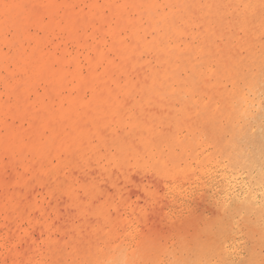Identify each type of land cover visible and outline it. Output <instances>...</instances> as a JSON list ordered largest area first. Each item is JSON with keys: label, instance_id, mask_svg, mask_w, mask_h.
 <instances>
[{"label": "bare ground", "instance_id": "obj_1", "mask_svg": "<svg viewBox=\"0 0 264 264\" xmlns=\"http://www.w3.org/2000/svg\"><path fill=\"white\" fill-rule=\"evenodd\" d=\"M105 18L126 27V42ZM262 25L261 0H0L10 264L23 223L44 235L28 243V264H264ZM136 174L154 175L180 208L186 184L208 188L214 216L169 217L170 247L140 236L146 210L134 223L118 215ZM105 184L113 198L95 203ZM61 204L77 223L52 226Z\"/></svg>", "mask_w": 264, "mask_h": 264}, {"label": "rangeland", "instance_id": "obj_2", "mask_svg": "<svg viewBox=\"0 0 264 264\" xmlns=\"http://www.w3.org/2000/svg\"><path fill=\"white\" fill-rule=\"evenodd\" d=\"M68 46L70 47L68 48L72 50V46ZM9 174L10 172H8V174L6 175V179L9 178ZM186 187H188V192H191L183 197L181 201L184 202L187 208H180L174 202H167L162 199L165 191L162 184L156 179L154 175L136 174L132 177L131 182L124 185V197L122 203L120 204L118 215L121 217H127L134 223V217L137 215V212L140 210H146V212L148 213V218L141 226H139L140 236H147L152 232L158 233L160 234V236L168 238V240L165 242L166 245L170 247L172 240L169 238H171L172 233H169V229L167 227V221L169 217L178 214L181 216L183 215V217L187 216L192 221H197V219L200 218L210 219L214 216V208L211 202L210 190L203 186L189 189V184H186ZM141 188L151 191L157 197V203L154 209H150V207H148V198L142 193ZM103 193L104 196L97 198L94 201L95 203L98 200H103L105 196L108 199L113 198L114 190L111 186L105 184L103 185ZM40 199L43 200L42 195H38V203L42 204V206L46 208L48 199H45V202L40 201ZM129 200H131L132 203ZM66 214L67 213L65 212V208L61 204L56 215L50 216V220L53 223L52 226H62L63 222L68 221L77 223V219L73 217V215L66 217ZM90 222H92V220H90ZM28 226L29 225L27 223L22 224V229L27 230L28 228V234L24 237L23 241L17 244V250L21 253H19V255L17 256L16 264H28V259L30 256H32V253H26L28 243L38 241V243H40L42 238L44 237V235H40L37 231ZM187 229L189 232L190 230H192L191 227H188ZM55 236L57 238L62 237L60 234H55ZM31 237L32 240L30 239ZM0 251V264H10V254L1 247ZM43 255H45V253H38L36 255V259L39 260Z\"/></svg>", "mask_w": 264, "mask_h": 264}, {"label": "snow or ice", "instance_id": "obj_3", "mask_svg": "<svg viewBox=\"0 0 264 264\" xmlns=\"http://www.w3.org/2000/svg\"><path fill=\"white\" fill-rule=\"evenodd\" d=\"M12 7H17L16 5H9V4H4L3 8L4 9H10ZM184 7H188L185 5ZM208 7H212L211 5H208ZM261 10L262 13H264V0H261ZM178 21H173L172 26L176 27L178 25ZM103 26L104 27H114L118 30V36L121 38H125L126 42V37H125V32H126V27L122 26L119 22L116 21H109L106 18L103 20ZM264 27V25H262ZM103 30V28H101ZM98 52H100L101 57L104 56V53L100 51V49H97ZM261 77L264 79V49L261 51ZM252 86V83H248V87L250 88ZM261 178L262 182H264V168H262V173H261ZM125 264H135V261H126ZM167 264H183L181 261H168Z\"/></svg>", "mask_w": 264, "mask_h": 264}]
</instances>
